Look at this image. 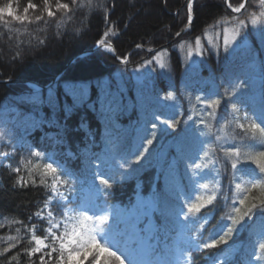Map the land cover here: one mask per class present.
<instances>
[{
  "label": "trees",
  "instance_id": "1",
  "mask_svg": "<svg viewBox=\"0 0 264 264\" xmlns=\"http://www.w3.org/2000/svg\"><path fill=\"white\" fill-rule=\"evenodd\" d=\"M4 2L6 0H0V4ZM63 2L71 6V0ZM101 2L107 5L106 9L98 7ZM33 3L42 6V0H33ZM26 4L27 0H20L21 12ZM226 12L231 14V10L226 9L222 0H195L194 20L191 26L171 45L166 44L175 38L177 32L185 29L187 24V0H93V7H89L87 0H81V6L74 13H57L55 18H48L45 13L47 23L40 21L21 24L11 21L7 28L0 24V126L6 110L9 116L6 124L13 126L12 135L8 137L15 143L14 147L10 143L2 146V151L9 153V156L0 158L3 160L0 161V222L7 223L18 219L28 223V217L43 206V201L49 195V189L40 183L42 167L32 168V165H43L48 163V160L31 158L30 152L33 151H40L53 157L70 171L83 173L81 178L87 176L88 181H91L93 173L98 171L97 165L110 171L115 177V182L110 190L108 202L118 209L129 208L141 200H151L153 194L157 192L163 195L167 191V199L174 209L185 205L186 201L195 203L197 198H206L213 190V184L209 183L212 174L205 170L201 178L185 166V161L197 159L199 151L198 144L191 139L183 146L184 159L179 163L175 177L170 178L168 183L165 182V169L177 156L172 133H179L184 127L183 124L178 128L168 129L167 133L158 134V139L153 142L151 148L153 155L142 161L141 165L135 166L138 171L131 173L126 179H121V170L115 167L111 152L105 154L104 137L107 129L120 139L121 149H135L138 143L136 130L140 127L142 118L137 99V89L141 84L142 91L150 98L149 112L157 109L162 118L170 115L166 106L176 103L179 105L177 118L186 120L192 113V104H196L197 95L215 93L213 98L224 97L230 79L236 77L245 83L241 90L244 95L239 106L249 114L252 113L253 107L259 108L264 99V83L261 82L259 69L255 73H245L241 69V64L245 61L254 59L257 64L264 62V40H261L258 34L249 31L247 48H242L235 58L226 60L223 51L219 56L213 52H205L203 56H199L198 62L196 60L197 64L192 65L187 57L188 47L191 45L195 48L196 37L202 36L205 32L207 38L214 37L209 26ZM39 14V10L29 12L30 17ZM69 16L71 19H66ZM105 16L108 17L109 23H114L113 31L116 35L110 36L109 40L113 43L117 55L96 49L91 54L77 57L69 63L78 54L92 50L97 45V40L108 27ZM249 28L251 29V26ZM41 40L44 41L43 44L40 43ZM137 44L143 47L138 49ZM164 45L166 46L163 47ZM149 47L167 49L168 54L163 58L167 66L164 74H161L156 65L134 71L155 54L147 51ZM125 55L130 61L127 67L118 59ZM197 56L194 52V57ZM66 65L65 72L60 75ZM151 68H155V71ZM5 80H25L41 86L53 83L50 87L55 89L58 107L53 110L47 103L40 105L28 103L23 98L31 96L34 88L26 83L8 85ZM69 83L86 86V99L79 106L73 107L72 97L65 92L64 86ZM98 83L106 84L113 92L118 91L121 85L125 89L120 93L125 107L114 115V122L109 120L106 123L100 112L97 100L101 89ZM49 88L40 90L45 100ZM169 91L174 93L175 101L163 100ZM249 97L253 99L249 100ZM233 100L235 102V98ZM65 104L72 107L71 112L65 111ZM195 110L197 112L201 110L199 104H196ZM216 112L221 123L225 117L230 118L232 109L227 97H224ZM13 115L16 116L14 120L11 119ZM26 116L29 118L27 123L23 124ZM33 116L37 120H55V124L45 122L33 127L29 124L33 122L31 119ZM193 119L198 118L194 116ZM213 124L215 127L216 121H213ZM198 126L203 128V125ZM234 128L233 124L225 131L235 135L239 130L235 129L233 132ZM211 140L215 141V137H211ZM107 147L111 149L112 145L108 144ZM225 147L228 145L225 144ZM213 149H216V155L222 158L223 154L218 151V143L210 145V154ZM161 152H165L166 155L161 157ZM94 154L103 155L104 162L96 160ZM29 160L32 163L24 167L21 161L27 164ZM12 167H21V172L19 174L12 172ZM219 167L222 173L220 177L222 192L224 196L229 197L230 204L233 195L229 191L231 165L223 161ZM241 167L245 171L237 174L235 182L241 183L243 187L249 179L247 169H255L256 166L249 163ZM29 168H32L31 172ZM256 171L258 172V169ZM18 175L24 177L28 182L27 186L22 187L16 183ZM32 180L36 183L33 184ZM96 183L99 181L96 180ZM203 183H209V188H202ZM229 211L230 208L225 206L220 194L213 205L201 209L197 216L199 224H204L199 233L202 238L206 239L213 234L214 226H217L221 217ZM153 215L156 231L152 240L154 239L157 245L155 255H151L153 258H156V254H162L163 258L172 264H177L176 256L177 258L182 256V261H188V264H213L214 261H219L220 264H246L249 259L255 264L254 257H250L249 254L256 251L252 245L257 235L264 232V219L259 218V214L248 222L247 228L234 235L228 245L199 252L191 250L192 237L198 235L199 224L184 221L182 216L177 221L171 216L167 227L164 228L160 213L155 212ZM31 222L39 223L41 227L45 226L37 218H33ZM18 227L21 226L12 224L8 228L0 229V236L19 235L24 238L22 247H28L27 235L22 227L17 233L15 229ZM37 234L41 233L38 231ZM6 246L4 242H0V249ZM179 249L182 251H177ZM235 249L238 251H234ZM19 250L13 249L6 256H12ZM183 250H187L189 255L185 256ZM0 261L6 264L4 257H0ZM19 264H28L27 257L23 254L19 258Z\"/></svg>",
  "mask_w": 264,
  "mask_h": 264
},
{
  "label": "snow or ice",
  "instance_id": "2",
  "mask_svg": "<svg viewBox=\"0 0 264 264\" xmlns=\"http://www.w3.org/2000/svg\"><path fill=\"white\" fill-rule=\"evenodd\" d=\"M19 2L20 0H6L0 4V24H3L4 27H9L11 21L21 24L40 21L47 23L45 13L48 18H55L57 13H74L81 6V0H71V6L63 0H54V2L53 0H42V6L33 3V0H27V4L21 12ZM87 2L89 7H93V0H87ZM222 3L226 5V9L231 10V14L226 12L213 25L209 26L214 33L213 38H207V32L195 38V48L191 45L188 47L187 57L189 59L194 52L198 56H203L205 52H213L219 56L221 51L225 54L226 60L235 58L242 48H247L249 31L258 34L261 40H264V0H222ZM98 7L106 9L107 5L101 2ZM30 10H39L40 14L30 17ZM66 19H71V17H66ZM192 20L193 0H187L185 29L191 26ZM105 22L108 27L96 43L105 51L115 53L116 49L109 40L110 36L116 35V32L113 31L114 23H109L107 16H105ZM180 34V32L176 33L177 36ZM40 43L43 44L44 41L41 40ZM142 47L141 44L136 45L138 49ZM147 51L151 53L154 50L149 47ZM167 54V49L155 51L150 59L145 60L134 71L156 65L161 70V74H164L167 66L163 58ZM18 55L19 53H17ZM118 59L125 67L130 62L127 55L120 56ZM193 63L195 62L193 61ZM241 69L245 73H255L259 69L261 82L264 83V62L257 64L254 59L245 61L241 64ZM151 70L155 71V68H151ZM98 87L101 89L97 100L100 104V112L106 123L109 120L114 122V115L125 107L120 95L125 89L121 85L118 91L113 92L108 89L106 84L101 83H98ZM244 87L245 83L239 77L230 79L225 88L224 97H227L231 104L232 112L229 114L230 118L225 117L221 123L217 119L216 110L220 108L224 97L213 98L215 93H209L206 96L197 95L195 101L200 105L201 110L197 112L196 104H192V113L186 120L177 118L178 104L167 105L170 115L167 118H162L157 109L149 112L148 101L150 98L142 91L143 85L141 84L137 89V99L142 118L140 127L136 130L138 143L135 149H121L120 139L106 129L105 154L111 152V159L114 161L115 167L121 170V179H126L131 173L138 171L135 166L141 165L142 161L153 155L151 148L153 142L158 139V134L167 133L168 129H175L183 124L184 127L179 133H172L177 156L168 163L165 169V182L168 183L170 178L175 177L178 165L184 159L183 146L186 141L191 139L198 144L199 151L197 159L185 161V166L201 178H203L205 170L212 174L209 183L213 184V190L206 198H197L195 203L186 201L185 205L174 209L167 199L168 192L166 191L163 195L157 192L153 194L151 200H141L129 208L118 209L114 204L108 202V197L111 196L110 190L115 182V177L110 171L97 165L98 171L93 173L92 180L88 181L87 176H84V179L81 178L83 173L77 174L70 171L53 157L40 151H33L30 152L31 158L52 160L51 163L32 165V168L42 167L40 183L49 189V195L43 201V206L28 217V223L18 219L7 223L0 222V229L8 228L12 224L20 225L27 235V244L29 245L22 247L24 238L19 235L0 236V242L7 245L0 249V257L6 259V264H13V262L19 264L21 254L27 257L28 264H153V261L146 259L147 256L155 255L157 251V245L151 242L156 229L149 230V226L153 224V213H160L164 228L167 227L171 216H174L177 221L182 216L184 221L199 224L197 214L201 213V209L208 205H213L217 201L218 194L223 197L225 206L230 208V211L221 217L218 225L214 226V233L206 239L199 234L200 229L204 228V224H199L198 235L192 237L191 250L199 252L228 245L234 235L247 228L248 222L258 214L259 218L264 219V99H262L259 108L253 107L251 114L243 111L239 105L241 97L244 95L241 91ZM64 88L65 92L72 97L73 107L84 103L87 96L85 85L69 83L65 84ZM233 98H235V102ZM23 99L35 105L47 103L53 110L58 107L55 89L52 87L48 89L46 100L42 98L40 89H36L31 96ZM248 99L252 100L253 98L249 97ZM163 100L175 101L176 97L173 92L169 91ZM64 108L67 112L72 111V107L67 104L64 105ZM194 116L198 119L194 120ZM31 119L33 127H38L45 122L50 125L55 124V120H37L35 116ZM190 121L192 123H189ZM213 121H216L215 127ZM233 124L235 126L233 132L235 129L239 130L235 135L225 131ZM161 125L164 127L162 128ZM198 125H203V128ZM117 127L119 126L117 125ZM5 136V132L0 130V141H3ZM213 136L215 141L211 140ZM59 142L57 141V143ZM212 143H218V151L223 154L222 158L216 155V149H213L210 154L209 147ZM108 144L112 145L111 149L107 147ZM225 144L228 147H225ZM165 155V152L160 153L161 157ZM8 156L9 153L0 152V157L7 158ZM94 156L96 160L104 162L103 155L94 154ZM223 161L229 162L232 170L229 191L233 195L230 204L228 203L229 197L223 195V185L220 180L222 173L219 165ZM21 163L24 167H28L32 161L29 160L27 164L24 161ZM249 163L254 164L256 168L247 169L249 179L242 187L241 183L235 182L237 174L243 173L245 169L241 166ZM32 168H29V172L32 171ZM11 170L19 174L21 167H12ZM96 180L99 181L98 184ZM16 183L24 187L28 182L24 180L23 176L18 175ZM32 183L35 184L36 181L32 180ZM209 183H203L201 187L208 189ZM145 217L148 218L149 224L141 228L140 224L143 223ZM33 218H37L45 226L41 227L39 223H32ZM21 227L15 229L17 233L21 231ZM38 231L41 234H37ZM252 246L256 251L250 253L249 256L254 257L255 264H264V232L257 235ZM17 248L20 250L14 255L6 256L7 253ZM234 251H238V249ZM183 254L187 256L189 252L183 250ZM0 264H4V261H0ZM155 264H172V262L167 259H159ZM180 264H188V261H181ZM213 264H220V262L214 261ZM246 264H253V260L249 259Z\"/></svg>",
  "mask_w": 264,
  "mask_h": 264
},
{
  "label": "rangeland",
  "instance_id": "3",
  "mask_svg": "<svg viewBox=\"0 0 264 264\" xmlns=\"http://www.w3.org/2000/svg\"><path fill=\"white\" fill-rule=\"evenodd\" d=\"M198 58H199V56H197V57H194V53H193V56L191 57V59H190V63L193 65V64H197V62H198ZM196 60H197V62H196ZM193 61L195 62V63H193ZM7 119H8V117H4L3 118V123L1 124V126H0V130H2L3 132H5V134H6V130L8 129V127H7V125H5L6 123V121H7ZM12 119H14V118H12ZM25 121H27V120H25ZM7 136V135H6ZM5 136V139L3 140V141H0V152H3L2 151V145L4 144V143H9L10 142V140H8L7 139V137ZM0 158H3V157H0ZM0 161L1 162H3V160L2 159H0ZM147 224H149V222L147 223Z\"/></svg>",
  "mask_w": 264,
  "mask_h": 264
},
{
  "label": "water",
  "instance_id": "4",
  "mask_svg": "<svg viewBox=\"0 0 264 264\" xmlns=\"http://www.w3.org/2000/svg\"><path fill=\"white\" fill-rule=\"evenodd\" d=\"M98 47H99V46H98ZM99 48H100V47H99ZM86 53H88V52H86ZM115 53H116V52H115ZM115 53H113V54H115ZM81 55H83V54H81ZM81 55H77L76 57L81 56ZM76 57H75V58H76ZM75 58H73L69 63H71L72 61H74ZM69 63H68L67 65H69ZM67 65L62 69L61 74L64 73V71H65L66 68H67ZM17 82L23 83V82H25V81H24V80H8V81H6V83H8V84H10V83H17Z\"/></svg>",
  "mask_w": 264,
  "mask_h": 264
},
{
  "label": "bare ground",
  "instance_id": "5",
  "mask_svg": "<svg viewBox=\"0 0 264 264\" xmlns=\"http://www.w3.org/2000/svg\"><path fill=\"white\" fill-rule=\"evenodd\" d=\"M96 49H100L99 47H98V45H96L92 50H88V51H85V52H88V54H91L94 50H96ZM84 53V52H83ZM83 53H80V54H78V55H81V54H83ZM78 57H82V55L81 56H78ZM77 58V57H76ZM75 58V59H76ZM73 62V61H72Z\"/></svg>",
  "mask_w": 264,
  "mask_h": 264
}]
</instances>
